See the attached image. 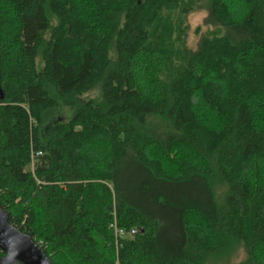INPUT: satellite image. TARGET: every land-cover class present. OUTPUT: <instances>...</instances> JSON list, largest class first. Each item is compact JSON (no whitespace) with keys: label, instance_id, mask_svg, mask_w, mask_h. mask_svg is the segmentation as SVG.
Masks as SVG:
<instances>
[{"label":"trees","instance_id":"trees-1","mask_svg":"<svg viewBox=\"0 0 264 264\" xmlns=\"http://www.w3.org/2000/svg\"><path fill=\"white\" fill-rule=\"evenodd\" d=\"M0 91V208L50 264H264V0H0Z\"/></svg>","mask_w":264,"mask_h":264},{"label":"rangeland","instance_id":"rangeland-1","mask_svg":"<svg viewBox=\"0 0 264 264\" xmlns=\"http://www.w3.org/2000/svg\"><path fill=\"white\" fill-rule=\"evenodd\" d=\"M206 13L205 12H192L184 16V23H183V29L184 32L182 34V40L184 39V42L186 43V46L189 50L195 51L199 45L198 42L206 36L213 33L215 30L220 29V31L225 30L223 27L219 28H213L210 26V24L205 23L206 19ZM172 18V17H171ZM220 35H223L221 32ZM174 38L172 44L171 51H174L178 48L180 45L178 38H176L177 33L173 34ZM39 68H41V64L39 63ZM97 96V92H92L90 94H87V96H83V100L95 98ZM72 115V111L66 108H59L55 110L54 112L50 113L47 117L48 122H54V121H68ZM120 176L122 183L128 184L129 180L135 181L136 178V169L135 166H132L130 162H127L124 164L122 169L120 170ZM125 187L123 186V189ZM126 190L130 193L129 188L127 186ZM145 204V202H144ZM233 257L229 261L220 262L218 261L217 264H234L238 260H241L243 258V254L241 252H236L235 255H232ZM227 262V263H226ZM208 264H211V261L208 262Z\"/></svg>","mask_w":264,"mask_h":264},{"label":"water","instance_id":"water-1","mask_svg":"<svg viewBox=\"0 0 264 264\" xmlns=\"http://www.w3.org/2000/svg\"><path fill=\"white\" fill-rule=\"evenodd\" d=\"M3 96L0 91V99ZM0 264H50L45 254L33 240L9 223L0 208Z\"/></svg>","mask_w":264,"mask_h":264},{"label":"built area","instance_id":"built-area-1","mask_svg":"<svg viewBox=\"0 0 264 264\" xmlns=\"http://www.w3.org/2000/svg\"><path fill=\"white\" fill-rule=\"evenodd\" d=\"M37 155H39V153L33 155V157H35V156H37ZM111 227L114 229L115 236H117V237H122V236H124V232H123V230H121V229L118 230V228L116 227L115 224L111 225Z\"/></svg>","mask_w":264,"mask_h":264}]
</instances>
